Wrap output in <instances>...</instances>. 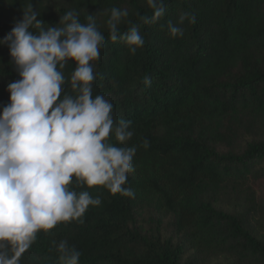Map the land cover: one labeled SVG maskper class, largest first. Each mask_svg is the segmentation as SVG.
Returning a JSON list of instances; mask_svg holds the SVG:
<instances>
[{
  "label": "trees",
  "instance_id": "1",
  "mask_svg": "<svg viewBox=\"0 0 264 264\" xmlns=\"http://www.w3.org/2000/svg\"><path fill=\"white\" fill-rule=\"evenodd\" d=\"M151 16L146 0H0V40L24 13L62 27L74 10L81 23L93 15L105 36L93 61V97L113 104L116 119L131 121L126 146L137 147L125 187L134 198L101 186H69L99 196L78 220L37 233L20 264H59L52 242L67 239L79 264H264V0H164ZM127 9L120 33L136 25L144 45L133 55L109 38L113 8ZM184 13V35L168 23ZM39 33L35 23L29 29ZM69 61L60 99L75 95ZM151 78V86L143 78ZM7 45L0 44V110L7 85L19 80ZM149 141L144 148L142 142ZM110 142L116 141L110 135Z\"/></svg>",
  "mask_w": 264,
  "mask_h": 264
},
{
  "label": "clouds",
  "instance_id": "2",
  "mask_svg": "<svg viewBox=\"0 0 264 264\" xmlns=\"http://www.w3.org/2000/svg\"><path fill=\"white\" fill-rule=\"evenodd\" d=\"M151 16L144 24L156 23L165 15L164 0H146ZM127 9L113 7L107 21L111 41H123L131 54L145 43L138 26L120 33L118 25ZM81 23L74 10L60 17L62 27H42L35 11L24 13L0 44L7 45L19 80L7 85L9 103L0 110V264H20L37 233L58 223L78 220L89 206L102 200L76 187L101 186L111 194L134 198L125 187L135 171L137 147L126 146L134 132L131 121L116 119L113 104L102 95L93 97L96 79L93 61L100 59L105 36L93 15ZM185 20L195 23L191 13L182 14L167 27L172 37H182ZM39 28L34 34L30 27ZM73 61L70 76L75 95L60 99L65 76L59 69ZM59 66V69H58ZM143 82L151 86V78ZM110 135L116 144L110 142ZM144 148L149 141L142 142ZM59 264H79L81 252L67 239L53 241Z\"/></svg>",
  "mask_w": 264,
  "mask_h": 264
},
{
  "label": "rangeland",
  "instance_id": "3",
  "mask_svg": "<svg viewBox=\"0 0 264 264\" xmlns=\"http://www.w3.org/2000/svg\"><path fill=\"white\" fill-rule=\"evenodd\" d=\"M214 264H226V263H224V262H222V261H217V262H215Z\"/></svg>",
  "mask_w": 264,
  "mask_h": 264
}]
</instances>
